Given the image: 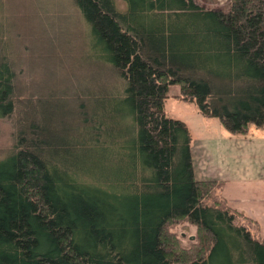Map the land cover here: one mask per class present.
Returning a JSON list of instances; mask_svg holds the SVG:
<instances>
[{
	"label": "trees",
	"instance_id": "16d2710c",
	"mask_svg": "<svg viewBox=\"0 0 264 264\" xmlns=\"http://www.w3.org/2000/svg\"><path fill=\"white\" fill-rule=\"evenodd\" d=\"M69 2L107 73L60 61L51 91L41 63L20 72L28 43L3 49L0 15V264H264V238L194 177L189 129L163 108L176 85L230 134L264 128V0ZM183 221L185 248L167 229Z\"/></svg>",
	"mask_w": 264,
	"mask_h": 264
},
{
	"label": "rangeland",
	"instance_id": "374dc122",
	"mask_svg": "<svg viewBox=\"0 0 264 264\" xmlns=\"http://www.w3.org/2000/svg\"><path fill=\"white\" fill-rule=\"evenodd\" d=\"M204 8H226L222 0H194ZM0 15L3 19V49H8L14 54L19 46L28 43L32 47L31 53L24 52L19 59L22 67L25 62L39 65L41 63V85L45 88L51 82L48 78L53 77V86L57 84V76L63 71L59 63H64L77 75H100L107 73L101 66L96 64V71L88 67L90 62L85 60L87 26L80 15L73 9L69 0H0ZM6 40V43H5ZM54 41L53 50L50 44ZM26 48V45L24 46ZM84 48V49H83ZM29 50L30 47H28ZM9 52V57L12 53ZM67 55V58H64ZM24 59V60H23ZM87 63V64H86ZM25 65V66H24ZM101 71V72H100ZM43 78V79H42ZM110 82L114 78L108 76ZM49 81V82H48ZM48 82V83H47ZM50 84L49 91L54 88ZM44 89L42 90V92ZM178 87L171 85L168 88V97L164 101V113L166 116L177 118L186 123L194 140L202 137L215 136L218 131H225L216 118H204L198 114L193 103L183 102L176 98ZM45 95V91L43 92ZM43 95H41L43 97ZM8 128L0 120V148L7 142ZM190 141V147H191ZM83 156V155H82ZM241 223L245 221L240 219ZM246 226L245 224H243ZM168 232L177 241L180 247H188L195 237V229L186 222L167 227Z\"/></svg>",
	"mask_w": 264,
	"mask_h": 264
},
{
	"label": "crops",
	"instance_id": "0c3cea01",
	"mask_svg": "<svg viewBox=\"0 0 264 264\" xmlns=\"http://www.w3.org/2000/svg\"><path fill=\"white\" fill-rule=\"evenodd\" d=\"M191 143L194 177L217 181L215 193L250 220L242 224L255 237L264 238V128L249 126L244 134L221 130L198 140L191 136Z\"/></svg>",
	"mask_w": 264,
	"mask_h": 264
}]
</instances>
